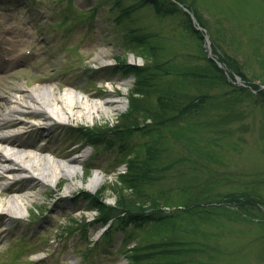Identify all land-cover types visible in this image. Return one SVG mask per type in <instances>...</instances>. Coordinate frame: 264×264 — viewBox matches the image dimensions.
Instances as JSON below:
<instances>
[{
  "label": "rangeland",
  "instance_id": "374dc122",
  "mask_svg": "<svg viewBox=\"0 0 264 264\" xmlns=\"http://www.w3.org/2000/svg\"><path fill=\"white\" fill-rule=\"evenodd\" d=\"M115 2L0 0V113H11L0 131L24 129L0 144L69 162L87 152L74 180L61 177L56 184L41 187L36 179L25 177L1 185L3 199L16 192L32 194L24 216L0 214V264H127L126 248L165 238L186 243L185 256L178 260L184 264H264V102L257 91L255 96L248 92L251 85L264 89V0H188L193 10L180 4L185 12L169 6L163 14L146 5L124 23L118 22L121 10ZM135 2L122 4L128 7ZM199 21L203 29H198ZM130 27L152 38L146 43L154 47L149 56L142 57V44L126 38ZM158 46H162L157 50L160 56L150 57ZM162 61H168L164 65L172 72L156 75L162 82L159 87H184L177 90L182 100L211 95L198 112L187 115L196 124L189 133L196 143L189 145V140L174 139L166 132L171 149L151 173L152 187L146 190L158 202H171L162 205L171 219L155 236L148 235L159 226L152 222L134 227L127 237L122 229L102 235L106 227L101 223L85 233L77 229L75 220L85 215L93 221L97 211L90 209L92 203L83 194L103 192L106 201L115 205L111 188L118 182V169L129 155L143 156V144L151 141L145 122L130 137L117 136L109 142L113 132L107 130L129 108L135 84L133 73L122 68L127 63L154 62L152 68L160 71L164 65H154ZM45 85L55 93L76 89L90 100L123 98L122 108L109 114L99 110L93 120L71 117L51 125L42 113L31 111L29 102L20 104L27 110L11 111L15 96L29 101L31 90ZM157 101L156 96L151 99L153 104ZM74 126L104 128L102 132L108 133L93 146ZM96 172L105 178L92 189L87 184ZM8 175L0 174V184ZM70 183L73 187L68 189ZM126 194L138 196L130 190ZM236 198L243 204L234 203ZM205 201L209 210L196 211L193 205ZM181 204L193 207L192 212L177 208ZM162 231L164 236L157 237Z\"/></svg>",
  "mask_w": 264,
  "mask_h": 264
},
{
  "label": "trees",
  "instance_id": "16d2710c",
  "mask_svg": "<svg viewBox=\"0 0 264 264\" xmlns=\"http://www.w3.org/2000/svg\"><path fill=\"white\" fill-rule=\"evenodd\" d=\"M122 1L123 0H116L115 2V5L121 10L118 17L119 23H124L126 20L131 21L132 14L146 5L154 7L159 14L165 13V7L169 6L177 11H182L178 7L180 4L193 10L192 6L188 5V0H136L133 5L128 7H124ZM182 12L185 11L183 10ZM199 25L202 26V23L200 22ZM148 37L149 36L145 37L143 34H139V28L135 27H130L129 31L126 33V38L139 42L138 45L142 44V47H144L143 52H141L142 54L138 52L142 57L149 56V51L154 50V47H147L146 45V43L152 39H147ZM161 47L162 46H158V48L155 49L154 55L150 57L157 59L156 57L160 56L157 50ZM209 60L214 63L217 70L222 73L227 81L228 77L220 67L211 58H209ZM157 62H159V60ZM162 62L165 63L154 66L161 67L167 64L168 61ZM153 64L155 63L150 62L148 66L125 64L124 70L132 72L136 77L134 87L130 91L129 108L125 113L119 116L117 125L107 130L113 132L112 135L114 137H130L132 133L138 131L146 122L145 126L146 129H148L146 132L148 134L147 137L151 136V141H148L147 144H143L145 145V154L143 156H135V158L131 159L129 161L127 173L120 175L118 182L112 185L111 189L116 196L115 205H110L105 201L106 194H103V192L101 193L99 191L96 192V194L88 192L84 194L85 197L90 199L93 208L98 212L93 224L101 222L105 225L112 220L111 228L105 233L107 235L118 228L117 224H120V228L126 230L129 228L126 226L141 229L144 225L152 222L153 225L159 224V226L154 228L152 232L148 231V235L150 236V234H153L155 236L154 232L162 230L164 228L163 224L171 219V215L166 214L162 207L163 204L165 206H171V202L166 199L164 202H158L157 196L151 195L146 190L148 187H152V184H150L153 182L151 173L157 167L161 166L160 163L162 164V162H164L161 161L163 153L171 149L169 147L171 141L167 137V139L165 138L166 132L170 133L174 139L181 140V138H185L187 141L189 140L187 143H190L189 145H192L194 141L196 143L197 140L189 134L193 133L192 131L196 124L192 123L187 115L198 112L201 105L211 98V95L201 93L198 96L191 97V99L182 100L179 98L182 95L181 92H178L180 91L178 89L184 91V87L178 88L179 86H176L177 84L173 87L171 85L159 87L162 82L159 81L160 76L156 77V75H161V73L165 71L172 72V69L166 68L164 65L162 70L158 71V69L152 68ZM197 76L202 77L203 75L198 74ZM197 81L198 80H195V83ZM251 87L252 88L248 90L250 95L252 94L255 96L254 92L257 91L256 93H258L264 102V89L256 85H251ZM185 95L187 97L191 96L189 93ZM154 96L158 98L156 104L151 102ZM149 120L152 121V125L148 124L147 121ZM102 130H104V128ZM102 130L96 128L95 130L87 131L88 139L92 144L102 142V138L108 133L106 131L102 132ZM113 136L112 138H114ZM110 142H113V140L111 139ZM165 159L169 160L168 155ZM126 190L137 193L138 196L136 195L135 197L134 194H126ZM205 202L206 205L209 203L207 201ZM233 202L237 203V205L243 204L240 198H236ZM206 205L201 206L197 204L193 205V207H196L195 209L198 212H206L209 210L206 209L209 207ZM178 207L185 212L190 210L192 212L193 210V207L189 205L181 204L177 205V208ZM154 209L155 211H153ZM75 223L78 224L77 229H81L84 232L87 231L90 224L92 225L84 216L80 220L76 219ZM163 233V231L158 233L157 237H163ZM185 245V242L180 241L179 243L175 238H165L155 242L152 241L144 247L136 244V246L127 250V257L129 259V264H184L182 261L178 260L185 256ZM178 246L181 248H178ZM145 250L146 252H142Z\"/></svg>",
  "mask_w": 264,
  "mask_h": 264
},
{
  "label": "bare ground",
  "instance_id": "6f19581e",
  "mask_svg": "<svg viewBox=\"0 0 264 264\" xmlns=\"http://www.w3.org/2000/svg\"><path fill=\"white\" fill-rule=\"evenodd\" d=\"M15 96L11 101V111L15 110L25 111V107L20 104L29 102L31 111L42 113L43 119H47V125L53 122L68 121L71 117L80 119L89 118L94 119V114H100L99 110L109 114L111 111H117L122 108L123 98L112 97L105 101L99 99L90 100L79 90L66 89L64 92L59 91L55 93L52 86H38L31 90V99L38 103H31L29 101L20 99ZM11 117L10 112L0 113V127ZM23 128L11 129L7 131H0V141L10 140L17 134H22ZM6 142V141H4ZM27 155L30 156L29 159ZM87 152L78 154L74 162L55 158L50 154H41L30 150L19 149L9 143L0 144V174L6 172L9 175L8 179L1 182V185L10 184L18 179L30 178L36 179L41 187L50 183L56 184L61 177H68L74 180L78 170L80 169V161ZM105 175L96 172L89 180L87 186L95 189L104 181ZM73 187V183L68 185V189ZM32 193H18L16 192L8 199L0 197V213L8 212L11 216L21 217L27 213V203L29 202Z\"/></svg>",
  "mask_w": 264,
  "mask_h": 264
},
{
  "label": "water",
  "instance_id": "95a60500",
  "mask_svg": "<svg viewBox=\"0 0 264 264\" xmlns=\"http://www.w3.org/2000/svg\"><path fill=\"white\" fill-rule=\"evenodd\" d=\"M209 54L211 55V51H209Z\"/></svg>",
  "mask_w": 264,
  "mask_h": 264
}]
</instances>
